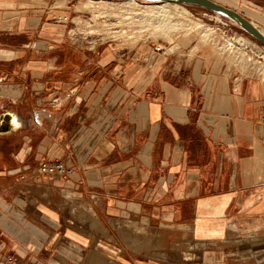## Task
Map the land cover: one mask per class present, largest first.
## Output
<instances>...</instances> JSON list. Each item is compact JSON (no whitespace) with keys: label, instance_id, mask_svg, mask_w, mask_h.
<instances>
[{"label":"crops","instance_id":"crops-1","mask_svg":"<svg viewBox=\"0 0 264 264\" xmlns=\"http://www.w3.org/2000/svg\"><path fill=\"white\" fill-rule=\"evenodd\" d=\"M241 1L264 28V0ZM54 42L0 83V264H264L262 89L220 55ZM41 162L71 174L39 177Z\"/></svg>","mask_w":264,"mask_h":264},{"label":"rangeland","instance_id":"rangeland-1","mask_svg":"<svg viewBox=\"0 0 264 264\" xmlns=\"http://www.w3.org/2000/svg\"><path fill=\"white\" fill-rule=\"evenodd\" d=\"M26 1L0 0V22L6 21L5 12L7 15L15 13V22L9 31L0 28V83L5 82L6 70L21 68L40 57L22 55V50L34 44L41 45V41L50 40L49 44L53 45L63 37L80 53L98 56L106 50L114 57L124 58L137 52L144 63L153 55L186 59L200 53L220 55L228 67L259 86L264 93L263 47L232 22L202 8L164 6L143 0H43L41 5L46 8L45 12L36 14L41 15V19L37 16L29 23L31 17L19 12V6ZM212 1L239 14L242 13L239 10L249 11L241 0ZM68 9L72 11L70 15L58 14ZM258 28L264 34V28ZM87 37L90 38L87 40ZM3 50H15L18 55H13L15 60L7 61L12 55H5Z\"/></svg>","mask_w":264,"mask_h":264},{"label":"water","instance_id":"water-1","mask_svg":"<svg viewBox=\"0 0 264 264\" xmlns=\"http://www.w3.org/2000/svg\"><path fill=\"white\" fill-rule=\"evenodd\" d=\"M147 3H170L174 5H186L202 8L206 11L214 13L235 24L239 29L258 42L264 49V34L247 18L239 14L237 11L215 3L211 0H143Z\"/></svg>","mask_w":264,"mask_h":264},{"label":"built area","instance_id":"built-area-1","mask_svg":"<svg viewBox=\"0 0 264 264\" xmlns=\"http://www.w3.org/2000/svg\"><path fill=\"white\" fill-rule=\"evenodd\" d=\"M214 15L220 18V16L216 14ZM88 38L90 37H87L86 39L88 40ZM260 123L264 126V114L260 117ZM70 174L71 170L67 169L62 163L50 164L46 162H41L37 167V175L39 177H47L50 179L61 180L67 178ZM8 261L10 262L11 259H8Z\"/></svg>","mask_w":264,"mask_h":264},{"label":"bare ground","instance_id":"bare-ground-1","mask_svg":"<svg viewBox=\"0 0 264 264\" xmlns=\"http://www.w3.org/2000/svg\"><path fill=\"white\" fill-rule=\"evenodd\" d=\"M212 1V0H211ZM214 2V1H213ZM215 3H217V2H215ZM161 5H164V6H168V5H171L170 3H160ZM219 4V3H218ZM172 5H174V4H172ZM221 5V4H220ZM176 6H178V5H176ZM224 6V5H223ZM226 7V6H225ZM197 26V25H196ZM195 26V27H196ZM198 26H199V24H198ZM6 118H8L9 119V121H10V124H9V127H11V125L12 124H14L15 126L16 125H18L16 122H15V118H14V120L12 121V116L10 115V116H6ZM17 119V118H16ZM12 123V124H11ZM13 126V125H12Z\"/></svg>","mask_w":264,"mask_h":264}]
</instances>
